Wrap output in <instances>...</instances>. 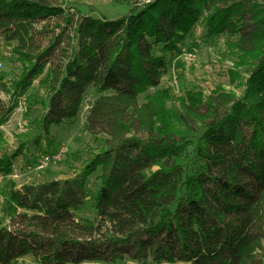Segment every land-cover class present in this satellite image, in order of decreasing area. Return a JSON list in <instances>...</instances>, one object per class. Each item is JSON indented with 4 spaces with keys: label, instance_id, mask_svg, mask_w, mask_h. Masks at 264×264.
Here are the masks:
<instances>
[{
    "label": "trees",
    "instance_id": "trees-1",
    "mask_svg": "<svg viewBox=\"0 0 264 264\" xmlns=\"http://www.w3.org/2000/svg\"><path fill=\"white\" fill-rule=\"evenodd\" d=\"M215 1L113 0L140 6L116 19L87 17L79 23L80 52L50 65L41 81L48 92L46 131L73 120L93 84L99 93H116L97 100L88 117L90 127L106 126L114 142L92 153L74 177L11 191V228L1 227L0 220V264H16L32 253L42 264L102 262L127 248L138 258L147 246L154 248L158 263H262L264 6ZM63 12L47 0H0V36L17 42L14 52L25 65L14 94L44 73L61 41L53 35L48 46L38 43L35 24ZM200 22L210 37L228 34L227 44L238 58L231 80L239 77V69L249 77L242 97L187 91L178 98L186 111L187 104L194 108L204 129L193 173L184 175L180 169L192 161L187 150L194 132L177 126L185 123V115L177 106L168 107L174 100L168 88L146 96L142 105L138 98L161 83L169 70L165 53L178 50ZM157 47L162 55L155 53ZM13 112L0 98V144L1 127ZM134 123L148 132L146 139L126 136ZM22 150L0 157V174L12 173ZM149 166L158 168L149 174ZM99 168L96 208L114 226L107 242L95 235L94 223L79 222L74 215L89 197L88 180Z\"/></svg>",
    "mask_w": 264,
    "mask_h": 264
},
{
    "label": "rangeland",
    "instance_id": "rangeland-1",
    "mask_svg": "<svg viewBox=\"0 0 264 264\" xmlns=\"http://www.w3.org/2000/svg\"><path fill=\"white\" fill-rule=\"evenodd\" d=\"M47 1L62 8L64 12L45 22L35 24L37 42L48 46L49 41L53 40V35L61 36V41L49 57L50 62L44 73L38 75L30 87L18 94H14V84L23 73L25 65L19 61L18 55L14 52L17 42H8L4 36H0V98L6 106L14 107L9 120L1 127L3 138L0 144V157L3 154L12 155L23 146V150L13 160L12 173L2 174L3 180L0 184L1 227L11 226L10 207L15 205L11 198L12 190L19 191L25 185H39L48 181L74 177L81 172L83 164L92 153L114 142L112 137L106 133V126L97 124L96 128H92L88 121L90 111L96 101L116 94L114 91L99 93L93 84L90 85L77 116L61 124H51L49 131H46L44 119L49 109L43 103L47 100L48 92L41 81L45 79L50 65L63 64L70 55L80 52L81 44L77 30L83 19L87 17L116 19L126 15L133 6L140 5L117 4L113 0ZM226 1L230 0H219L214 3L220 5ZM250 1L264 6V0ZM227 40L228 34L226 33L210 37L204 23H197L179 42L178 50L165 53L169 70L163 76L161 83L157 87L150 88L138 98V104L142 105L146 102V96L154 94L156 90L168 88L174 98L173 101L168 102V107L177 106L179 112L185 115L183 121L185 123L177 122V126L182 131L190 126L194 132L189 139L187 150L192 161L188 167L180 169L184 170V175L193 173L194 162L197 160L195 148L204 129L193 114L194 108L187 104L188 111H186L178 98H183L187 91H200L206 97L213 95L215 91L235 93L237 97L245 94V83L249 73L244 69H239V77L235 81L231 80L230 72L235 70L238 58L229 48ZM155 53L162 55L161 47H157ZM126 136L146 139L148 132L138 123H134ZM62 148L66 150V153L61 161L43 163L47 154ZM157 168V166H149L146 170L151 174ZM102 173L99 168L89 178V197L79 210L74 211V215L79 222L94 223L95 235L107 242L105 236L112 234L111 230H114V226L96 208L100 188L99 177ZM19 212H24V210L19 209ZM144 254V257L136 258L134 249L127 248L118 251V255H109L108 261L85 264H188L183 261L158 263L154 256L155 250L150 246L146 247ZM258 256L261 258V264H264V244L258 251ZM16 264H42V262L37 254L32 253L20 258Z\"/></svg>",
    "mask_w": 264,
    "mask_h": 264
},
{
    "label": "built area",
    "instance_id": "built-area-1",
    "mask_svg": "<svg viewBox=\"0 0 264 264\" xmlns=\"http://www.w3.org/2000/svg\"><path fill=\"white\" fill-rule=\"evenodd\" d=\"M66 150L64 148L52 152L50 154H47L43 160L44 164H48L50 162H56V161H61L65 157ZM3 180V175L0 174V184L2 183Z\"/></svg>",
    "mask_w": 264,
    "mask_h": 264
}]
</instances>
